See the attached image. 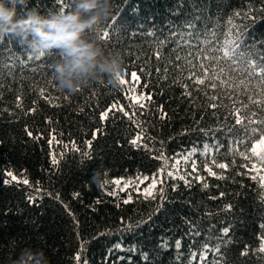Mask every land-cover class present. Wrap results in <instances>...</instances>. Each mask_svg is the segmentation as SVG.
Instances as JSON below:
<instances>
[{
	"label": "trees",
	"instance_id": "obj_1",
	"mask_svg": "<svg viewBox=\"0 0 264 264\" xmlns=\"http://www.w3.org/2000/svg\"><path fill=\"white\" fill-rule=\"evenodd\" d=\"M60 2L28 0L27 8L45 14ZM112 2L101 29L111 33L105 49L126 62L119 89L93 83L69 95L54 80L57 53L30 60L15 39L0 44V264L25 248L43 249L51 264H264V162L234 143L232 100L209 101L213 90L189 79L208 63L197 46L210 47L211 30L227 31L230 19L264 54V0ZM9 46L21 57L11 67ZM185 155L197 168L188 167L192 178L169 176ZM98 168L109 179H157L156 198L134 192L124 203L90 183Z\"/></svg>",
	"mask_w": 264,
	"mask_h": 264
},
{
	"label": "clouds",
	"instance_id": "obj_2",
	"mask_svg": "<svg viewBox=\"0 0 264 264\" xmlns=\"http://www.w3.org/2000/svg\"><path fill=\"white\" fill-rule=\"evenodd\" d=\"M28 0H0V43L12 38L37 57L57 53L51 64L58 89L76 95L85 85L108 83L121 86L127 68L119 51H107L93 38L113 11L112 0H74L70 10L45 14L27 8ZM18 6L25 9L18 15ZM109 178L102 169L93 171L90 183L104 190ZM12 264H51L43 249H22Z\"/></svg>",
	"mask_w": 264,
	"mask_h": 264
},
{
	"label": "snow or ice",
	"instance_id": "obj_3",
	"mask_svg": "<svg viewBox=\"0 0 264 264\" xmlns=\"http://www.w3.org/2000/svg\"><path fill=\"white\" fill-rule=\"evenodd\" d=\"M69 0H61L59 7L64 9L63 6L68 4ZM234 15H240L236 13ZM188 27H192L191 22H186ZM227 31H221L217 33L214 29L211 30V36L213 39L210 41V47L200 48L197 46V52L200 53V59L208 61L207 64H199L197 67L200 68V74L193 73L189 79L194 80L196 85L203 86L200 88V91H205L206 89H212L213 92L209 93L205 91V97L209 101H216L223 97H226L229 100H232V107L234 111H231L229 115L234 119L235 123L229 128V131L232 132L233 136L236 138L234 143L242 146L246 151L251 150L252 155L258 156L261 162H264V54L257 53L253 50V46H250L244 41V34L241 32L237 25L230 19L228 22ZM106 28V25L104 26ZM206 31H209L206 29ZM175 34V33H174ZM97 36L100 39L102 45L104 42L111 39V33L108 30H99ZM208 39L207 36L204 37ZM163 43V41H158ZM3 44V43H0ZM179 47V45H178ZM8 51L11 52V55L8 56L9 64L5 65L8 67L13 66L16 63L21 62V57L19 53L12 51L9 46ZM27 59L30 60H41V58L46 57H37L34 54L29 55V50L24 49ZM193 55V53H189ZM177 60L180 59L179 56L176 57ZM0 64H3V60L0 59ZM131 77L133 79H139L136 72H132ZM121 85L126 83L125 77L121 78ZM191 95V93H188ZM243 94L246 97V100H239V96ZM137 103L144 97H138ZM150 100L151 97H148ZM208 107L216 109L218 107H226L223 104L218 105L217 103H209ZM215 114V113H213ZM109 116L108 111H104L101 114V119H107ZM239 126L238 128L236 126ZM30 134V133H29ZM141 137L137 136L136 139H133L131 143L133 145L137 144V141ZM67 147V145L65 146ZM73 147H75L73 145ZM205 151L208 150V146L205 145ZM220 145H217V151H219ZM195 152V149L192 150ZM88 155V153H85ZM191 155V153L189 154ZM188 159V157H185ZM53 163H57L55 157L53 158ZM218 167L223 169L226 167L225 164L220 163ZM192 171L195 172L196 168L193 165ZM211 173V169H208ZM214 175V173H211ZM107 176V173H105ZM169 176L172 175L171 172L168 173ZM9 176L12 180L17 178L9 173ZM180 179H184L183 176ZM261 186L264 187V175L259 177ZM23 183L27 184L28 181L24 180ZM188 183L187 181H185ZM115 185L131 184V181H121L120 179H115L111 181ZM207 187V185H204ZM156 188V181L153 180L150 188L144 192L145 198L151 197L156 198L153 189ZM121 191L124 189L121 188ZM161 198L164 197V190L161 188L159 190ZM30 200L33 198L30 197ZM124 203L131 202V196L128 199L123 201ZM224 234L227 235L228 228H225ZM116 247H119L117 245ZM161 247H167L166 243L162 244ZM176 247H180V242L177 241ZM132 250V249H130ZM261 252H264V243L261 244L259 249ZM77 260H80V256L76 257ZM144 259H147V256H144ZM85 264L87 261L85 260Z\"/></svg>",
	"mask_w": 264,
	"mask_h": 264
},
{
	"label": "rangeland",
	"instance_id": "obj_4",
	"mask_svg": "<svg viewBox=\"0 0 264 264\" xmlns=\"http://www.w3.org/2000/svg\"><path fill=\"white\" fill-rule=\"evenodd\" d=\"M185 157H188V159H185ZM193 165L195 164H191L190 163V157L189 155H185L183 157L177 158L174 162V166L172 169V174L176 177H181L183 176L185 180L189 181L192 177V172L188 169V167L190 166V168H193ZM196 168V165H195ZM197 169V168H196ZM255 169H257L258 171L260 170L259 167H255ZM263 171H259V173L261 174ZM115 179H120L121 181H131V184H121V185H115L113 183H111V181L115 180ZM153 180L156 181V185L158 183L157 179H152V180H147L146 178H138V179H125V178H112L109 179V185L106 188V190L108 192H110L113 195L116 196H122L125 199H128L129 196H131V199L133 197V193L137 192V193H142L144 195V192L146 190H148L153 182ZM123 188L124 190L121 191L120 189ZM155 191V189H153V192Z\"/></svg>",
	"mask_w": 264,
	"mask_h": 264
}]
</instances>
